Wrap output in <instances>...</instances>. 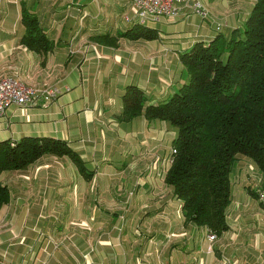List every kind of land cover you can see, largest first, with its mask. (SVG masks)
<instances>
[{
    "label": "crops",
    "instance_id": "0c3cea01",
    "mask_svg": "<svg viewBox=\"0 0 264 264\" xmlns=\"http://www.w3.org/2000/svg\"><path fill=\"white\" fill-rule=\"evenodd\" d=\"M197 1L213 11L218 0ZM250 1L245 20L254 3ZM22 7L36 16L51 41L46 54L22 44ZM129 15V0H0V79L62 91L47 107L7 108L0 130L13 119L27 117V124L14 129V140L0 141L63 140L80 155L88 175L67 157L51 155L1 174L10 200L0 209V264H264L263 214L253 208L258 201L251 195L259 180L264 187L256 166L244 158L235 163L226 211L229 229L211 240L207 228L185 220L180 201L164 183L169 166L158 161L170 156L174 129L142 115L127 122L119 118L128 86L143 91L146 106L177 93L186 82L180 55L196 42L208 43L216 31L171 49L174 44L168 42L185 34L162 38L156 26L174 24L173 19L147 25L157 31L156 39L132 40L121 36L133 28L125 19ZM190 15L196 14L185 11L179 18ZM226 18L221 28L239 26L236 14ZM204 22L208 19H201ZM67 203L72 204L70 211L63 206ZM124 203H153L160 210L140 217L127 214L131 224L125 230L99 228L103 216L110 227L117 214H101L97 206ZM68 213L73 214L71 221L58 227L55 218ZM143 217L147 223L137 230L135 222ZM37 221L44 222L43 233L35 228ZM76 221H88L92 227H73Z\"/></svg>",
    "mask_w": 264,
    "mask_h": 264
},
{
    "label": "trees",
    "instance_id": "16d2710c",
    "mask_svg": "<svg viewBox=\"0 0 264 264\" xmlns=\"http://www.w3.org/2000/svg\"><path fill=\"white\" fill-rule=\"evenodd\" d=\"M21 23L25 28L21 42L27 49L39 54L52 49L36 16L24 7ZM132 24L121 36L157 38L149 26ZM180 62L186 82L177 93L146 106L143 91L128 86L119 118L127 122L142 115L174 129L175 153L164 183L180 201L185 220L218 237L229 229L226 211L235 163L240 158L252 162L264 185V0H254L241 29L229 34L217 29L208 43L196 42L184 51ZM46 155L67 157L88 177L77 152L63 140L45 137L0 141V176L23 170ZM251 195L258 200L257 191ZM9 200L10 191L0 182V209Z\"/></svg>",
    "mask_w": 264,
    "mask_h": 264
},
{
    "label": "rangeland",
    "instance_id": "374dc122",
    "mask_svg": "<svg viewBox=\"0 0 264 264\" xmlns=\"http://www.w3.org/2000/svg\"><path fill=\"white\" fill-rule=\"evenodd\" d=\"M238 2L241 5H235L238 4L237 0H218L217 3H214L213 5V11L210 10V8L206 5H204L201 2V5L207 10L208 12V22H204L201 23V18L196 16V15H190L188 16L186 19L181 20L180 18L175 19L173 22L174 24H166L165 26H163L162 24H158V26H156V29L158 31H160L159 35L162 38H171V37H176L174 34H185V37H181V40L176 41V40H172L169 41L168 43L170 44H174L171 45L170 48L171 49H176V46L178 45V47H182L184 45H186L185 43H189L192 39V37H197V38H205L207 36H209L211 34V32L217 31V28L220 29L221 32L229 34V32H231L233 30V28H230V31L227 30L226 28H221V24H224L225 21L228 23V20L226 18V14L228 13H234L239 17V21L238 24L239 26H237V28H240L244 25L245 23V16H246V12L248 11V7L251 5L250 0H238ZM211 7V6H210ZM211 11V12H210ZM212 13V14H211ZM157 25V24H156ZM229 25V24H228ZM20 110V109H19ZM44 111L47 109H43ZM21 111V110H20ZM27 121V117L24 118ZM22 119H13L11 120V122H13L12 125L10 126H5L2 127V130H0V137H5V139H10L12 138L13 140L15 139V135L14 133V129H21L23 124H27L25 122V120ZM45 126H50L51 123H45ZM170 126V125H169ZM170 129H173L170 127ZM21 136L18 137V139H20ZM123 161H127V158H123ZM121 166H118V168ZM12 180V179H11ZM26 180V179H25ZM263 189V186L259 180L258 182V187H257V191H260ZM258 203H256L254 205V209L256 212H259L261 214H263V220H264V205H262L259 200H257ZM153 204V203H152ZM148 204V203H140V204H132V206H128L127 203L124 204H116V205H110V206H106V205H98L97 209H100V211H97L99 213H110V214H117V221H114L112 223V225L109 227L108 225V221L109 219H107L108 217L106 216V218H104V216L100 219L99 222V228L102 229H107V228H113L115 227V229L117 230H125L127 229V225L128 223L131 224L130 222L127 221V214H139L138 216H142V214H144V216H147L149 214H153L154 212L159 211L160 209H157L154 204ZM159 205V204H157ZM63 206L68 209L69 211L72 209V204L67 203V204H63ZM92 206V205H91ZM85 207V206H84ZM88 207V206H87ZM130 207L128 210L127 208ZM175 208H177V204L173 203L172 204V211H176ZM179 210V209H178ZM71 213H68L66 215H62V216H58L55 218L56 220V225L60 228L63 227L64 224H68L72 218ZM118 216H120V218H118ZM75 217V216H73ZM75 220V218H73ZM35 224V228H37V231H39L40 233H43V228H44V222L43 221H37V222H33ZM52 223V222H51ZM77 223V224H76ZM76 223H74V225H72L73 227H84V228H91V224L88 221H76ZM147 223V221L145 220V217L142 218V220H138L135 222L136 225V229H140L142 228V225ZM54 224V223H53ZM59 224V225H58ZM52 225V224H50ZM93 251V249H92Z\"/></svg>",
    "mask_w": 264,
    "mask_h": 264
},
{
    "label": "built area",
    "instance_id": "2783aa9c",
    "mask_svg": "<svg viewBox=\"0 0 264 264\" xmlns=\"http://www.w3.org/2000/svg\"><path fill=\"white\" fill-rule=\"evenodd\" d=\"M129 10L131 15L125 16L127 22L137 23L140 26L156 24L163 19L175 20L185 14V11L198 15L202 20L208 18L207 10L197 0H129ZM68 90L69 88H65V91ZM61 94L62 91L55 86L26 88L11 78L3 77L0 79V117L9 107L20 110L35 105L47 107ZM174 153L175 150L171 149L170 156L162 162L159 160V164L170 166ZM257 194L259 202L264 205V188L257 191ZM209 238L214 240L215 235L210 233Z\"/></svg>",
    "mask_w": 264,
    "mask_h": 264
}]
</instances>
